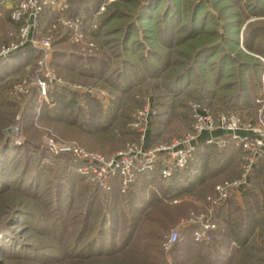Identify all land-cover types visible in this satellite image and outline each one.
Here are the masks:
<instances>
[{
  "label": "rangeland",
  "instance_id": "1",
  "mask_svg": "<svg viewBox=\"0 0 264 264\" xmlns=\"http://www.w3.org/2000/svg\"><path fill=\"white\" fill-rule=\"evenodd\" d=\"M102 5L105 10L97 20L99 25L87 38L95 45L92 53H82L80 44L72 42L63 27L49 29L59 15L89 20ZM54 8L51 12L47 7L40 16L33 38L50 37L52 55L84 59L90 73L87 70L77 80L61 76L63 84L48 87L44 94L36 86L41 76L32 48L21 43L9 10L0 11V264H199L187 241L189 220L206 214L205 197L211 194L216 179L176 200L166 198L160 191L161 182L154 181L141 186L143 192L133 194L138 199L134 208L115 192L114 198L123 203L113 208L102 194L110 191L90 185L78 176L77 162L52 154L43 141L56 137L111 156L135 142L133 117L147 105L156 113L149 124L150 146L169 144L189 132L194 105L206 109L213 120L220 114H234L242 122H253L260 109L264 115V107L257 103L264 97V0H55ZM141 14L151 19L150 24H140ZM128 28L137 34L125 44ZM135 39L139 45L133 49ZM10 44L17 47L6 50ZM14 55L19 56L17 61ZM220 58L229 62L220 64ZM63 59H55V63ZM95 61L100 67L93 75L89 64ZM248 64L253 66L238 76L237 70ZM229 76L228 83L235 84V89L219 92ZM55 86L73 94L64 98L61 92L54 93ZM235 90L242 92V100L229 107L232 103L223 96L229 97ZM62 112L71 113L74 124L66 119L64 124L56 123L55 117L61 120ZM110 114L114 119L109 127L95 124L106 122ZM228 146L238 149L234 162L240 164L239 148L233 143ZM207 147L215 148L209 149L211 154L222 150ZM203 151L205 148L195 156L200 158ZM262 160L258 159V167ZM217 162L221 168L224 162ZM191 163L188 172L195 175L197 158ZM226 167L219 170L215 164L211 170L225 172ZM235 171L224 175L235 179L240 170ZM251 182L227 203L241 206L246 200H256L260 209L256 219L261 224L241 252H235L229 240L227 244L225 238L216 236L221 232L219 216L225 207L213 214L217 229L209 247L221 243L225 260L228 252L234 256L231 264H264V180L261 190ZM80 202L86 216L75 222L69 209ZM171 231L178 232L181 239L164 251L161 244ZM254 248L256 255L252 256ZM198 250L203 257L205 251ZM213 262L224 264L221 259Z\"/></svg>",
  "mask_w": 264,
  "mask_h": 264
},
{
  "label": "built area",
  "instance_id": "2",
  "mask_svg": "<svg viewBox=\"0 0 264 264\" xmlns=\"http://www.w3.org/2000/svg\"><path fill=\"white\" fill-rule=\"evenodd\" d=\"M55 0H0V11L9 10L10 20L18 26V37L21 43L40 54L37 68L40 79L36 86L41 94L52 85H61L62 80L50 66L52 55V41L50 37L34 39L38 21L47 7L54 12ZM105 8L102 5L92 19L85 20L80 17H67L59 15L52 20L49 29L56 30L59 27L70 32L72 42L80 44V51L92 53L95 45L87 41V38L97 29L98 18ZM82 46V47H81ZM17 45H8V48H16ZM5 50V46H4ZM23 91V87H19ZM257 103L264 107V97ZM156 113L150 106H145L136 111L132 126L137 132L135 142L126 145L121 151L105 156L97 152L84 149L72 142H63L53 137L45 138L43 146L54 155H65L79 163V174L93 187L100 191L109 192L115 188L124 194L142 174L154 171L161 164L160 174L163 179H169L173 170H182L193 160L199 140L203 135L209 134L205 139V146L215 145L225 148L228 141L240 150V173L235 179L226 180L216 184L211 194L205 197L207 211L205 215L192 216L191 226H195L192 232L193 242L197 245L207 246L213 241V234L217 226L214 222V210L225 207L233 194H240L248 185L252 173L257 167V161L264 156V115L261 109L253 122H242L234 114L218 115L214 120L209 112L199 105L192 107V125L189 132L169 144L149 146L148 130L151 119ZM214 133H222L221 136H212ZM181 239L176 231H171L161 246L164 251H169Z\"/></svg>",
  "mask_w": 264,
  "mask_h": 264
},
{
  "label": "trees",
  "instance_id": "3",
  "mask_svg": "<svg viewBox=\"0 0 264 264\" xmlns=\"http://www.w3.org/2000/svg\"><path fill=\"white\" fill-rule=\"evenodd\" d=\"M80 18L83 19V17H80ZM138 20H139L140 24H145V25H148L151 22L150 21L151 19L143 18L142 14ZM128 30H129V33L127 35L128 40H126V39L124 40L125 44H127L129 42V40L132 38L133 35L137 34V32L134 33V30H132L131 28H128ZM130 32H132V33H130ZM131 43H132L131 46L133 49L139 45L138 40H136V39L132 40ZM52 49H53V44H52ZM31 51L34 54L35 61H37L40 58V54L38 52H36L35 50L31 49ZM52 56H53V59L51 58L52 60L50 61V66L54 70V72L56 73L57 77L60 78L61 80H63L61 78V76L66 77L67 79H70V80H77L80 78H84L85 74H87V70H89V73H90V69H86V67H85L84 59H81L79 57L74 58V56H70V55L66 56V55H59V54L55 55L54 54ZM17 58H19V56L14 55L13 60L17 61ZM59 58H61V59L64 58L63 59L64 61H62V63H55V59H59ZM199 60H201V59H199ZM220 60H221L220 64H222L223 62H229L228 58H224V59L220 58ZM96 62L97 61L91 62L89 64V66H91V68L93 70V71H91V73L93 75H96L95 72L100 67V64H99L100 62L99 63H96ZM200 63H201V61H199V64ZM97 64H98V66H97ZM252 66H253L252 64L243 65L242 67H240L237 70L238 71L237 75L242 77V75L244 74V69L252 67ZM208 67L210 68L209 71H212V69H213L212 64L208 65ZM228 70H231V69L228 67L227 71ZM68 77H70V78H68ZM231 80H232L231 76L227 77L226 83L223 84L221 87H219L218 91L219 92H225V91L234 90L236 85L235 84L229 85V83H228ZM219 81H221V80H219ZM56 86L52 89L53 91L56 90L54 92L55 94L61 92V94L64 98L67 96H68V98H70L69 94H73V93H69L68 90L64 89L63 87L57 88ZM223 98H226L227 101L232 103V105H229V107L235 106V105L239 104V102L242 100V92L240 93V92H238V90H235L234 93L229 95V97L224 95ZM70 102L71 101H69L68 104H70ZM68 106L69 105H67V107ZM72 110L73 109L70 108V110H68V111L72 112ZM101 111L102 110H100V112ZM53 114H55V111H53ZM60 115H61V120L59 118L57 119L55 117L56 123L61 122L62 124H64L63 120L66 119L67 122H70V123L72 122L71 124H74L73 123L74 117H71V113L68 114V112H66V113L62 112ZM65 116H67V117H65ZM104 116H106V115H104ZM104 116H102L101 118H103ZM101 118H99V120ZM107 119L108 120H106V122H103V123L102 122H95V124L99 125L102 128L109 127L111 125V124L109 125V121L111 122L114 119V115L110 114ZM53 138L57 139L56 137H53ZM150 142H151V139H150ZM150 142L148 141L149 146L152 145ZM204 148H205V151H203L202 155H200V158H198V156H195L197 158V164H196V167H194L195 169L193 171V173H195V175L192 174L191 172H188V171H190V169H189L190 166H188V165L189 164L193 165L192 164L193 162L192 163L190 162L187 165V167L182 169V170H177V169L173 170L172 176L169 179H163L161 177V174H160V170H161L162 166H161V164H158L154 171L138 176L136 178L135 182L129 187V189L124 194L119 193V191L115 187L109 193H102V194L108 196L109 205H112L113 208L116 206H120L123 203V200L120 201V200H118V199L116 200V198H114L115 192H116V194H118V195L121 194L122 196L127 198L126 200H128V201H126V205L134 208L135 207L134 204L136 203V201L138 199H136L135 195H133V194H136L137 192H143L144 190L141 189V186H143L144 184L147 185L148 183L149 184L153 183L154 181L155 182L156 181L161 182L160 191L162 192L163 195L166 196V198H169L171 200L172 199L176 200V198L179 196L193 193L194 191H197L196 189H198L200 186H203L206 182H208V181L211 182L213 179L214 180L216 179V181H218V182L213 184V187H212V191H213V188L216 184L223 182V181H226V179L231 180V178L234 177V176H231V174H225L224 175V173L226 171L227 172L235 171L236 166H237L236 162H234V160L236 158L235 157V151H236V155H237L238 149L237 150L234 149L235 147H233V146H231V147L226 146L225 148L217 147V148L222 149V150L219 151L217 149L218 150L217 152H219V153L216 152L217 154H211L209 149L213 150L215 148L209 147V149H208L207 146H204V147H200V149H198L197 151L204 149ZM206 148H207V150H206ZM223 149H228V150H223ZM226 153L227 154L229 153V155L226 156L225 155ZM211 155H213V158L211 157ZM217 156H219V158L216 159ZM224 157H225V162L222 160ZM262 159L263 160L261 162L259 161V163H258V165H260V166L259 167L257 166L255 171H254V173H255L254 177L252 178V180H250V181H252L251 183L254 184L253 186L255 187L258 185L260 190L262 188L260 186L261 182H262V180H264V156H262ZM219 160H220V162H224L222 164L223 166L221 168L219 166L220 163L217 162ZM200 162H201V164H200ZM215 164H217L219 170H221L222 168H225V165H226L227 166L226 171L225 172L212 171L211 168ZM232 164H236V165H232ZM229 165H230V168H229ZM76 166H79V164L76 163ZM200 167H201V170H196L197 168L200 169ZM211 172H212V176H210ZM235 172H237V169ZM78 176H81V175L79 174ZM179 177H181L182 180H180ZM252 197H253V195L252 196L250 195L249 199H252ZM71 206H73V205L71 204ZM81 206L82 205L80 202V203H78V205L71 207L69 209V213L72 212V215H71L72 219L76 218L75 222H78L79 219H82V220L85 219L84 217L86 215L84 216V214H82V211H81L82 207ZM90 208L91 207H89V209ZM90 211H91V209L89 210V212ZM253 212H254V214H253ZM239 213H241V214H239ZM256 214H260V209L258 208V203L256 200L254 202H250V201L246 200L245 203L241 206L238 204H235V203L230 204V205H228V207L226 209L221 211L219 218H220V222L224 226L221 225L220 230H222V232L226 231L227 234H222V236H220V238H223V239L225 238L227 244H229L230 242H235V245H237L239 248L235 252H238L241 248H243L247 244L248 240L250 239V235L253 234V231L255 230V228L259 224H261L256 219V216H257ZM214 222H215V216H214ZM130 225L133 227L132 224H130ZM133 228H135V227H133ZM194 229H195V226L189 227V234L190 235H189V238L187 239V241H189L191 246L193 247V248L192 247L191 248L195 252V258L198 261L197 263L204 264V262H206L207 264H214V262H213L214 260L217 261L218 259H221L224 261V264H231L232 260L234 259V256L230 257V258H232L231 260L229 258L226 261L225 260L226 252L222 251L221 243H219V246H217V247H216L215 243H214L215 245H212L211 247H209L213 242L207 246H204V247L202 245H197L196 243H194L193 239H192V232L194 231ZM227 240H229L230 242H228ZM227 247H228V245H225V248H227ZM198 248H201L202 250L205 251V253L202 255L203 257H199L200 253H199ZM239 252H241V251H239ZM247 254L245 256H247ZM251 255L252 256L256 255V249L255 248H254V253H251ZM206 257H209V260H206ZM212 258L214 259L213 261H212Z\"/></svg>",
  "mask_w": 264,
  "mask_h": 264
},
{
  "label": "crops",
  "instance_id": "4",
  "mask_svg": "<svg viewBox=\"0 0 264 264\" xmlns=\"http://www.w3.org/2000/svg\"><path fill=\"white\" fill-rule=\"evenodd\" d=\"M212 136H216V137H219V136H221L222 137V139H225L226 138V140H227V136L226 135H223L222 133H214V135H212ZM209 137V134H205V135H203V137H201V139L199 140V143H197V145H198V149H200V147H204L205 145H204V141H205V139L206 138H208ZM230 141H228V143H227V146L228 145H230ZM239 170H240V164H237V173L239 172ZM240 203V202H239ZM235 204H237V203H235ZM228 206L226 205L225 206V209L227 208ZM222 234H227V232L226 231H223L222 232V230H221V232H219V233H217V238H220V236H222ZM235 247V251H237V249H239L238 248V246L237 245H235V242H231V248L232 247ZM204 247V246H203ZM231 248H230V250H231ZM244 249V248H243ZM229 251V250H228ZM227 256H228V259L230 258V252H228L227 253ZM233 261V260H232Z\"/></svg>",
  "mask_w": 264,
  "mask_h": 264
}]
</instances>
